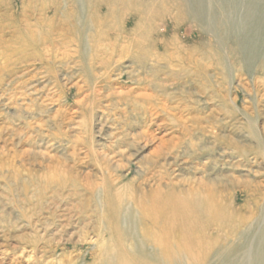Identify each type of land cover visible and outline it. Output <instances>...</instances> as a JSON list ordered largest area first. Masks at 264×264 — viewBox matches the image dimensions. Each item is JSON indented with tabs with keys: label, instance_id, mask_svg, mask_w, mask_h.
<instances>
[{
	"label": "bare ground",
	"instance_id": "bare-ground-1",
	"mask_svg": "<svg viewBox=\"0 0 264 264\" xmlns=\"http://www.w3.org/2000/svg\"><path fill=\"white\" fill-rule=\"evenodd\" d=\"M229 59L256 64L263 98L264 0H0V105L23 153L45 166L17 198L6 193L9 251L26 264H264V191L251 178L264 137L247 114L216 127L177 117L189 107L175 93L183 82L222 105L215 83L249 95ZM84 87L94 103L61 135L59 104Z\"/></svg>",
	"mask_w": 264,
	"mask_h": 264
},
{
	"label": "rangeland",
	"instance_id": "rangeland-1",
	"mask_svg": "<svg viewBox=\"0 0 264 264\" xmlns=\"http://www.w3.org/2000/svg\"><path fill=\"white\" fill-rule=\"evenodd\" d=\"M194 32V34L196 35L195 37L198 38V31L195 30ZM229 61L230 67L233 68V71H235L236 73L237 70L243 77L242 79L245 83L247 90H249V95L245 91H243L244 89L241 86L237 90L231 87V90L233 92H230L228 90L229 88H225L228 85L223 84L224 82L220 86L215 83V93L213 96L217 97L220 100L224 98L228 100V104L222 105L217 99L211 100L209 95H204L195 92V87H193L194 85H190L188 83L183 82V86H180L183 88V90H175V93H177L178 96L182 97L183 106H186L185 103H187L189 107L180 109V112H177V117L184 124H187L190 127L198 125L192 122V116L197 117L203 126L216 127V125L219 124H222L221 126H224L226 124L225 122L230 123V125H237L238 123H241L243 115L247 114V117H249L254 122V125L259 130L261 136L264 137V97L262 98L256 95L258 87L254 83V78L256 75H259V73L255 71L256 64L245 63V61L242 59L241 62L235 61L234 59H229ZM5 78L7 79L8 76H6ZM87 89L88 87H84L79 92L76 89L67 90V97L59 104V106L62 104L63 110L60 116L56 118L58 126L55 127L51 123L50 124L52 125V127H55L53 128L55 131H59L60 129L61 135H63L64 132L68 131L67 128L72 122H74L75 120H83L85 116L83 108L90 105L92 102L94 103L93 99L88 98ZM192 96L193 98L190 100V97ZM234 98L236 99V104H234L232 101V99ZM81 99H83V101L79 102ZM195 99L201 101L196 104ZM182 104L180 106H182ZM59 106L54 105V108H58ZM7 110L2 104L0 105V211L4 210L7 212H12L13 209L11 207V198H9L6 193L11 192L13 193L14 197L17 198L20 194L22 178L24 180H28L29 173L35 174L39 172V170L42 171L45 166H43L44 163L42 164V161L40 159L37 160V156L35 154L34 156L32 153H23L25 146L23 147L19 143L18 139L14 137L11 134L12 132L7 128ZM53 110L54 109H52V112L50 113H46L44 117L46 118L48 115H53ZM232 112V118L226 117L224 115V113L228 115ZM94 121L95 120L92 121L91 119H89L88 121V126L91 128V130H89L88 127L85 125L81 126V133L86 137V139H90L88 140L89 142H91L93 139H99L98 128ZM168 123L169 126H172V122L168 121ZM169 126H167L168 129H159V127L155 125L152 127L151 130L153 132L154 130H156L154 133L157 135L158 138L163 135L168 138V134L166 135V132H170ZM213 129L215 134L219 135V141H223L225 137L224 135L226 134H224V132H222L221 130L217 131V129ZM91 132L92 136H90ZM66 137L69 138V135ZM157 141L158 140H156V142ZM85 142L87 143V140H85ZM156 142L148 144V151H152L154 149ZM247 144L249 146H253L256 143L251 138L248 139ZM58 147L60 148L58 149V152L56 154L64 156V154L66 155L68 153V149H63L62 146ZM85 150L86 149L83 148V151L87 153V151ZM59 159L62 160L61 157H59ZM87 161L89 162L90 160ZM260 161H262V159H260ZM55 163L56 161H54V164ZM257 167L258 165H253L252 169L260 170L261 173L257 177L251 178L257 182H260V184L263 185L262 190L264 191V159L261 162L259 168ZM90 168H92V165H87V169ZM84 169H81L80 171H84ZM235 173L240 174L239 169H237ZM14 176H16L17 178H21V180L16 181L14 179ZM231 191L238 206L243 205L247 201L248 196L242 188L236 187ZM16 240L17 238L15 239L11 237L8 232H3V230H0V264H26L25 261L19 256V254L9 251V246L16 243ZM64 244L65 243L62 240L59 248L61 250L63 248L67 252H69L71 250V247L67 244ZM26 252H28V250H26ZM59 258L61 259L63 257L60 255ZM213 260H216V257H213Z\"/></svg>",
	"mask_w": 264,
	"mask_h": 264
}]
</instances>
